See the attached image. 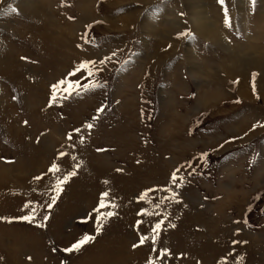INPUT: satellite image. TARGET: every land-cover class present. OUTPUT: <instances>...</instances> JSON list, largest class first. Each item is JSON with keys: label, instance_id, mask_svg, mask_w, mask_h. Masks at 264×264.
Returning <instances> with one entry per match:
<instances>
[{"label": "rangeland", "instance_id": "rangeland-1", "mask_svg": "<svg viewBox=\"0 0 264 264\" xmlns=\"http://www.w3.org/2000/svg\"><path fill=\"white\" fill-rule=\"evenodd\" d=\"M257 54L264 0H0V264H264Z\"/></svg>", "mask_w": 264, "mask_h": 264}, {"label": "bare ground", "instance_id": "bare-ground-1", "mask_svg": "<svg viewBox=\"0 0 264 264\" xmlns=\"http://www.w3.org/2000/svg\"><path fill=\"white\" fill-rule=\"evenodd\" d=\"M191 9L193 10V12H195L196 19L194 20V24L198 26L199 32L206 37L210 36L212 38H215L216 29H213L214 26L212 25V23H210L209 18L207 17V13L203 10L204 9L203 5L201 4L197 6L193 5ZM261 59L262 58L258 56V54L253 55L250 63H253L255 65L256 64L261 65L264 67V61H260ZM263 77L264 76L262 75V78ZM94 261L95 260L92 259L89 261V263L85 262L84 264H94ZM213 264H224V263L222 262V258H221L219 259V261L216 260V263L213 262Z\"/></svg>", "mask_w": 264, "mask_h": 264}, {"label": "snow or ice", "instance_id": "snow-or-ice-1", "mask_svg": "<svg viewBox=\"0 0 264 264\" xmlns=\"http://www.w3.org/2000/svg\"><path fill=\"white\" fill-rule=\"evenodd\" d=\"M218 2L223 3V0H218ZM181 35H183V33H182ZM80 67H85V65H84V64H81ZM52 87H53V89H55V88H56V85H53ZM88 127H91V125H88ZM58 170H59V169H58V166H57L55 163H53L52 166H51L50 171L55 172V171H58ZM71 175H74V173H69L68 176H65V177H64V180L67 181L68 177L71 176ZM37 179H38V178H37ZM56 190H57V191H60V190H61V189H60V184H59V182L57 183ZM103 195H106V193H103L102 196H103ZM54 201H55V198H53V202H54ZM100 203H101V206H103V200H101ZM49 207H51V205H49ZM94 211H95V209H94ZM108 215H111V213H108ZM31 218H32L31 216H23V217H21V219H24V220H30ZM47 218H48V217H45V219H47ZM97 220H99V216H97ZM39 226L43 227L42 224L39 225ZM159 227H160V225L157 224V225L155 226L154 231H155L156 229H158ZM96 231H97V233L100 232V224H99V223H98L97 226H96ZM91 239H93V237H90V236H88L87 234H85L80 240H78L77 242L73 243L69 248L65 249V251L78 250L82 244H84L85 242H87V241H89V240H91ZM142 242H143V240H141V243H142ZM133 246L135 247L136 245H133ZM149 264H151V262H149Z\"/></svg>", "mask_w": 264, "mask_h": 264}]
</instances>
